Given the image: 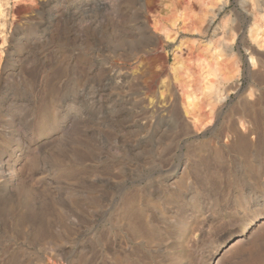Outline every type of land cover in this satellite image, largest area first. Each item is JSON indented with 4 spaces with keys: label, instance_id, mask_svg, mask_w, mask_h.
Returning a JSON list of instances; mask_svg holds the SVG:
<instances>
[{
    "label": "rangeland",
    "instance_id": "rangeland-1",
    "mask_svg": "<svg viewBox=\"0 0 264 264\" xmlns=\"http://www.w3.org/2000/svg\"><path fill=\"white\" fill-rule=\"evenodd\" d=\"M174 1L0 0V264H264V0Z\"/></svg>",
    "mask_w": 264,
    "mask_h": 264
},
{
    "label": "bare ground",
    "instance_id": "bare-ground-1",
    "mask_svg": "<svg viewBox=\"0 0 264 264\" xmlns=\"http://www.w3.org/2000/svg\"><path fill=\"white\" fill-rule=\"evenodd\" d=\"M177 1V0H176ZM166 2V1H165ZM173 4L171 8L174 7L175 10H187L188 5H190V0H178L176 2L175 5V1L172 2ZM165 4V3H164ZM170 5V4H169ZM174 5V6H173ZM168 6V5H165ZM164 7V6H163ZM170 7V6H169ZM168 7V9H169ZM167 8V7H166ZM170 8V9H171ZM169 9V10H170ZM168 11V10H166ZM250 37L251 40L255 43V45L260 49V48H264V32L260 31L259 28L253 27L250 31ZM177 71V69H176ZM162 73V72H161ZM164 74V73H163ZM163 77V75L161 76ZM213 90L212 84L208 81L207 82V86L205 87V93L207 92H211ZM194 93H188V95H186L184 102H185V108H184V113L185 115L189 116L192 114V110L190 109L191 106L193 105V99H194ZM184 98V97H183ZM262 225H264V222L262 223ZM242 239L238 240L237 243L241 242Z\"/></svg>",
    "mask_w": 264,
    "mask_h": 264
}]
</instances>
